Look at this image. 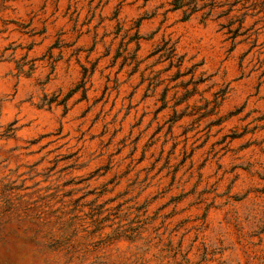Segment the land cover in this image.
<instances>
[{"label": "rangeland", "instance_id": "obj_1", "mask_svg": "<svg viewBox=\"0 0 264 264\" xmlns=\"http://www.w3.org/2000/svg\"><path fill=\"white\" fill-rule=\"evenodd\" d=\"M172 1L0 0V264H264V0Z\"/></svg>", "mask_w": 264, "mask_h": 264}, {"label": "trees", "instance_id": "obj_2", "mask_svg": "<svg viewBox=\"0 0 264 264\" xmlns=\"http://www.w3.org/2000/svg\"><path fill=\"white\" fill-rule=\"evenodd\" d=\"M186 3V0H173L172 4H173V9H178L181 8L182 6H184ZM193 11H195V9L193 8ZM190 14L186 15L185 18H188ZM135 39L139 38L138 33H136V37H134ZM174 50V49H172ZM20 71H23L22 67L20 66ZM78 90V85L76 87H74L73 89H71L64 97V99L66 100L68 97H70L74 92H76Z\"/></svg>", "mask_w": 264, "mask_h": 264}]
</instances>
